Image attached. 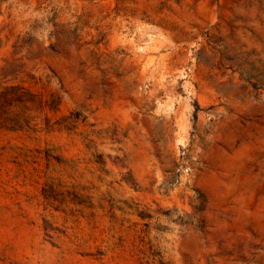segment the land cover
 <instances>
[{"label":"rangeland","instance_id":"374dc122","mask_svg":"<svg viewBox=\"0 0 264 264\" xmlns=\"http://www.w3.org/2000/svg\"><path fill=\"white\" fill-rule=\"evenodd\" d=\"M0 264H264V0H0Z\"/></svg>","mask_w":264,"mask_h":264}]
</instances>
